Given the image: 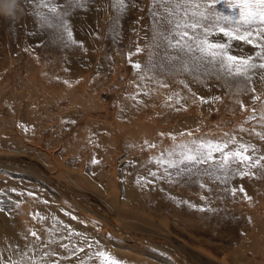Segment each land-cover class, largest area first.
<instances>
[{
  "label": "bare ground",
  "instance_id": "6f19581e",
  "mask_svg": "<svg viewBox=\"0 0 264 264\" xmlns=\"http://www.w3.org/2000/svg\"><path fill=\"white\" fill-rule=\"evenodd\" d=\"M96 4L92 18H72L78 43L69 41L64 31L63 37L41 48L33 49L28 42L31 48L25 51L43 53L41 63L19 64L10 42L0 51V57L5 56L0 59V134L14 131L23 136L0 150L1 155L11 156L6 160L9 165L0 166V264H104L100 252L121 264H188L182 253L199 264H209V259L218 264H264V174L252 170L255 175L249 178L215 182L206 177L217 159L223 161L224 154L215 151L207 162L171 166L200 143L223 147L227 142L224 152L239 150L243 144L253 160L264 155V107L253 108L262 125L237 122L231 127L223 116L213 121L217 84L210 80L202 86L183 77L185 88H178L168 76L163 84L167 90L162 86L154 90L157 80L145 75L143 55L136 58L133 54L138 44H124L128 50L112 47V54L106 55L107 41L103 42L100 31L107 17L102 12L103 0ZM112 14L111 10L109 19ZM111 27L110 23L106 29ZM90 29H100L96 34L102 42L91 41L94 34L84 33ZM43 37L39 40L34 35L32 40L43 43L48 36ZM186 88L191 90L189 100ZM246 98L244 107L250 101ZM45 132L75 162L59 170L61 177H67L63 181L69 192L58 184L60 180L49 177L56 176L53 172L60 167L55 156L31 142ZM128 148L135 151L137 161L126 174L117 170L115 159ZM30 153L49 175L36 163L18 162V157ZM161 162L169 166H162L160 179ZM15 164L26 170L13 168ZM31 167L40 174L28 170ZM180 174L188 179L183 183L170 179ZM80 183L85 186L79 188ZM158 185L160 203L152 197ZM90 193L101 205L89 203ZM105 207L116 223L102 212Z\"/></svg>",
  "mask_w": 264,
  "mask_h": 264
},
{
  "label": "rangeland",
  "instance_id": "374dc122",
  "mask_svg": "<svg viewBox=\"0 0 264 264\" xmlns=\"http://www.w3.org/2000/svg\"><path fill=\"white\" fill-rule=\"evenodd\" d=\"M46 2H47V0H46ZM134 2H135V6H133L132 4H128V7L125 9V11L123 13H118L117 9L115 7H112L113 0H103L102 12H103V14L105 13L104 15L107 17V20H105V22H104V27L101 29L102 31H100L101 33L99 32L100 29H98V32L95 30H92V29H90V31H84V33H86V34H88V33L94 34V35H91V38H92L91 41L92 42H95L93 40H96L97 42H100V41L102 42V40L98 41V37H99L98 34L99 33L103 37V42H106V41L108 42V43L106 42V45L108 46L106 48L107 54L105 51H103L102 55L106 59L105 62L107 64H109V66L111 65V60L106 55L110 56L112 54V52L114 51V50L112 51V47L114 49L117 47H119L121 49V48L125 47L124 44H127L128 42L132 43V45L134 43L136 45L138 44V49H136L133 52V54L136 58L138 56H140V54L143 55L144 64L142 66H144V68L146 70L145 75L148 77L153 75L152 78H155V80H157L155 82V85H154V90H158V88L159 87L161 88V86L164 87L163 84L165 81H167L166 79L169 78L168 76H170L172 78L173 84L178 86V88H183V87L185 88L184 81L186 79H192V80L198 81L202 86H206V84H207L206 82H209L207 80H210V81L214 82L215 85L217 84L216 85L217 93L215 96L216 101H215V106H214V110H215L214 114L215 115H214L213 121L221 120L222 119L221 116H223L224 122L227 121L231 125V127L234 126L235 124H237V122L245 123L247 126L254 125V126L258 127V126L262 125L258 121V118H257L258 115L255 116V114H254L255 112H253L254 111L253 108L255 107V105L259 106V107H257V111H259L260 109H262V107H264V91L263 92L261 91L262 88H263L262 90H264V81H261L259 78L260 77L259 74L261 73L262 70L257 69V70H254L253 72L249 73V75L251 76V79L252 80L255 79L254 81L248 80L244 77H239V76H228L227 74H225L223 72L216 71L215 69H213V71L215 72V75H209L205 71V69H208L210 66L207 65L206 63L204 64V67L199 72L185 71L184 68L186 66L188 68H191L193 66V63H203V62H197V61L193 60L194 56H200L201 54L199 52L188 53V52L182 51L176 47L169 46L170 41H171V43L175 44L176 41L180 39V36L178 35V33H181L183 31L187 30L190 35L192 34L193 30L192 29H185L183 27V25L185 23L193 22V20L201 19V17H199V16L193 17L192 16L193 11L203 12L205 14V16L208 17L207 20L201 21L202 24L210 25V24H214V23H219L221 26H223L225 24V22L223 20L217 21L216 17L218 14H223L226 16H232L234 10L231 7H228L227 5H225L223 3V0H219V2H216V0H199L200 8L199 9H193V8L189 7L188 15L185 16L183 14L184 13L183 7H179L176 9V15H169L168 13H165L163 11V8H160L159 5H153V0H147V1L146 0L145 1L144 0H134ZM4 3H6V0H0V51H3V49L5 48V44L10 42L11 45L13 44L15 47L13 45L12 46L17 50L18 55H16L15 57H16V59L18 58L17 62L21 61V62H19V64H21V63H23V64L41 63L40 57L42 58L43 53L42 54L40 53L41 56L40 55L38 56V54L34 55L30 52H26L25 49H29L31 47L33 49L34 48L35 49L41 48V46H44L46 43H48L50 41L53 42L58 37H63V35H62L63 28L58 26L59 25V18H60L59 14L63 13V11L67 8L68 0H51L49 7L56 6L57 7V13H51L48 8H44V7L40 6V0H19V4H18L16 10L14 11V14L8 15L4 11H2ZM95 3L98 4V0H95V1L90 0V2L86 8L71 9V15L65 16L63 18L68 20V22L70 21L69 24L71 25V27H72L71 23H73V21L75 20V19H72L74 17L79 16L80 19H82L81 17H83L84 19H90V17L91 18L93 17L92 14H95L97 12V10H94V13H93V7H95ZM99 5L102 8V4H99ZM111 10L113 11L114 14H112L111 15L112 18L109 19V16H110L109 12ZM80 15H82V16L80 17ZM164 16H168V20L170 22H164V20H163ZM28 18L30 21L28 23H26V20ZM112 22H115V23H112ZM110 23H111L112 27L110 30H107L106 27ZM178 23L181 25V27H179V28L176 27V25ZM217 31H218V29H216V28H213L211 30V35L208 37L209 40L213 41V42H227V38L223 37L222 35H217ZM78 32H82V31H78ZM96 33H98V34H96ZM196 33L198 35H202L203 34V28H198L196 30ZM30 34H32V35H30ZM103 34L106 35L107 37L103 36ZM34 35H37V37H39V40L44 39L43 36H45V37L48 36V37H47L45 42L41 43V41L38 42L37 40H35L37 38L32 40L34 38ZM102 37H100V38H102ZM132 38L135 40L138 38V40L135 41ZM29 39H30V41H29ZM105 39H106V41H105ZM28 42L30 43L31 47L28 44ZM231 43L233 45L231 48V52L233 54H239V53L243 52V54L248 55L252 51L251 47L249 45L243 44L242 42L232 41ZM125 49L128 50V46L125 47ZM60 53L62 55L64 54L63 51L59 52V54ZM19 55H21V56H19ZM74 55H76V54H74ZM4 58H5V56L0 57V59H4ZM256 62L259 63L258 60ZM176 75H178V76H176ZM181 77L182 78L184 77L186 79H184V78L182 79ZM257 81H258V84H257ZM181 82H182V84H181ZM254 84H256V85H254ZM253 88L258 90V91H261V92L255 93L256 90L253 91ZM165 89L167 90V88H165ZM186 89L187 90L184 91V93H186L185 95L187 97V100H189L190 94L188 92L191 90L188 88H186ZM176 91H177V89H176ZM248 94H250L251 96L250 95L247 96ZM160 95H161V93L156 95V96L160 97ZM185 95H184V97H185ZM240 95H241V97H240ZM142 96H143L142 98H146L145 95L142 94ZM257 96L260 97L259 100L256 99ZM246 97H248V99H250V101H246L248 106L244 107L242 102L247 99ZM251 100H253V101H251ZM179 101L182 102L181 99H179ZM251 102L253 104H251ZM255 102L256 103L258 102V103L255 104ZM182 103H187V101L182 102ZM234 105H236V106H234ZM242 106H243V108H242ZM238 108H239L238 112L233 114L232 111L235 109H238ZM11 132H12V134L11 133L0 134V146H1L0 150H4L6 145H7V147H10L11 143L14 141H17L20 139L23 140V136L21 134L14 132V131H11ZM64 136H66V135L64 134ZM5 137H7L8 139L6 138L7 140L4 141ZM41 137H39V138L35 137L31 142H33V143L35 142L36 144L38 143L37 145L40 148H42L43 151H45L48 155H50V156L54 155L55 156L56 161L60 165V167L57 168L58 170L53 172V174H55L57 177L52 176L50 174V172L42 165V163L38 162L36 160V158L33 157V154H31V153H30V155L33 158L31 156H28V155L27 156H20V157H18V162L21 164H25V165L26 164L29 165L30 164V163H28L29 161L38 164V167L40 166V168L45 172V174H48V175L50 174L49 177H52L55 179V182L57 180H60V182L59 183L57 182V183L59 185L63 186V188H65L66 191L69 192V190L64 185V181H63L64 180L63 177L64 178H67V177H65L64 174H62L63 177H61V172L59 170H60L61 166L65 165L66 167H69V163L74 165L75 162L72 163V161L70 159L71 157L69 155H67L68 152L66 150H64L62 144L57 143L56 144L57 146H56L54 144V142H52L50 134L45 132V135L41 136ZM61 139L65 140V137L61 138ZM51 143H52V145H51ZM128 150H129V148L123 149L122 154H120V155L118 154L119 155L118 159L117 158L115 159V163L117 165V170L119 171V169H123V170H125L126 174L127 173L129 174L132 172L133 167H134V163L137 161L136 158L133 157L135 155L134 154L135 151H128ZM215 152L218 154H224V153L218 152V151H215ZM10 157L11 156H8L7 154L6 155L0 154V166L9 165V163H7L6 160H8ZM23 160L25 161L24 163H23ZM64 161L66 163H63ZM121 161H125V163L121 166H118V162L120 163ZM174 163H175V166H180L183 164V163L178 162V160L175 161ZM215 163L216 164H215L214 170H211V173L206 175V177L212 178L213 181H215V182L219 178H249V176L241 177L240 175L236 174L238 169L239 170L243 169L245 171L251 170L250 172H252V170L253 171H259L261 174H264V172H262L259 168H253V169L249 170L247 168V166H244L243 164H238L236 162L230 163L228 168L220 167V165L223 163V161L221 159H217V161H215ZM165 164L166 163H164V162H161L160 164H158V172H159L158 177L160 179L162 178L161 177V172H162L161 168ZM166 165H168V164H166ZM201 166L204 167V165H201ZM187 167H188V164H187ZM13 168L25 169L22 167H18V164L13 165ZM28 170L38 172V171L34 170L33 167L28 168ZM164 172H165V169H164ZM41 174H42V172H41ZM198 175L200 176V172H198ZM42 176L45 178V180H47L48 177H45L44 175H42ZM170 179H174L176 182L183 183V180H187L188 178H186V177L181 178V174H180V178H170ZM189 179L197 180L199 178H189ZM47 182H48V180H47ZM78 185H79L78 186L79 188H83L85 186L82 183H80ZM81 185H83V186H81ZM156 187H157V190L153 191L152 197H153V199L156 200V203H160V202H162L161 197L156 196L157 195L156 193L158 191L161 192V189H160L159 185ZM156 187L154 189H156ZM56 191H57V189H56ZM58 193L60 194L59 191H58ZM62 196L65 197L64 195H62ZM76 197H78V196H76ZM88 199H89V203L92 205H95V204L101 205L99 203L100 201L96 198V196L91 194V193L89 194ZM82 200L84 201L85 198H83ZM149 203H151V202H149ZM102 212L105 213V216L109 218L110 222L113 221V223L114 222L116 223V221L113 219L114 217L112 216V213L110 210H108L106 208V209H103ZM126 233L132 234V236L141 235L140 233H136V232H126ZM177 237H178V239L187 241L186 238H183L180 236H177ZM182 255L185 257L188 264H199L195 259H193L192 256H189L188 254H185V253H182ZM208 262H210L209 264H213V263L218 264V262L213 260V259H209Z\"/></svg>",
  "mask_w": 264,
  "mask_h": 264
},
{
  "label": "snow or ice",
  "instance_id": "6c2138e0",
  "mask_svg": "<svg viewBox=\"0 0 264 264\" xmlns=\"http://www.w3.org/2000/svg\"><path fill=\"white\" fill-rule=\"evenodd\" d=\"M8 0H6V3ZM90 0H68V6L59 14V27L63 28V31L67 34V38L72 43H78L74 38L72 28L68 20L64 19L65 16L71 15V9L75 8H86ZM219 2V0H216ZM51 0H40V6L48 8L51 13H57V7H49ZM223 3L228 7H231L234 12L232 16H226L223 14H218L217 21L223 20L225 24L221 26L219 23H214L210 25L202 24V20H207L208 17L205 16L203 12L193 11L192 16H199L201 19L193 20V22L185 23L183 27L185 29H192L193 32L190 35L187 30L178 33L180 39L176 41L175 44L169 42V46L176 47L182 51L188 53L199 52L200 56H194L193 60L203 63H193L191 68L187 66L184 68L185 71L189 72H199L204 67L206 63L210 67L205 69L209 75H215L213 69L219 72H223L228 76H239L251 80L250 72L260 69V80L264 81V0H223ZM128 4L135 6L134 0H113L112 6L115 7L118 13H123L128 7ZM153 5H159L163 8L165 13L169 15H176V9L179 7L184 8V15H188L189 7L193 9H199V0H153ZM164 22H170L168 16L163 17ZM177 28L181 27L178 23ZM198 28H203V34L198 35L196 30ZM213 28L218 29L217 35H222L227 38V42H213L209 40L211 35V30ZM232 41L242 42L251 47V52L248 55L243 54H233L231 52ZM259 61L257 63L256 61ZM140 68V65H136ZM255 91V89H253ZM256 99H260L259 96ZM264 138V137H262ZM228 147V143L225 142L223 147L219 144H205L200 143L194 149L188 148L186 152L182 153L183 159L180 163L190 162L192 164H199L207 162L212 159V151H218L224 153L223 163L220 165L222 168H228L229 161L236 162L238 164L246 165L247 168H259L264 172V155L259 156L257 159L253 158L247 154L248 149L245 145L241 144L239 150H233L224 152V149ZM207 148V151L204 149ZM95 162V161H94ZM172 166H175L174 162H171ZM238 175L243 176H254L255 173L245 170H237ZM236 189H233L235 193ZM239 191L244 192L243 188ZM246 195V193H245ZM251 199V197H248ZM36 236V233H31ZM99 256L103 257L104 264H121V262L115 257L109 255L105 252L98 253ZM13 264H18V262H13Z\"/></svg>",
  "mask_w": 264,
  "mask_h": 264
},
{
  "label": "clouds",
  "instance_id": "9594fccd",
  "mask_svg": "<svg viewBox=\"0 0 264 264\" xmlns=\"http://www.w3.org/2000/svg\"><path fill=\"white\" fill-rule=\"evenodd\" d=\"M19 4V0H8L7 3H4L2 11H4L8 15L14 14L17 6Z\"/></svg>",
  "mask_w": 264,
  "mask_h": 264
}]
</instances>
